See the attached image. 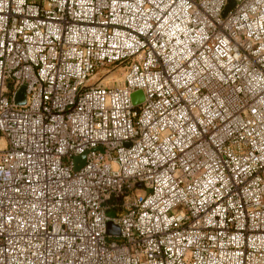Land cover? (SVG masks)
<instances>
[{"label": "built area", "instance_id": "1", "mask_svg": "<svg viewBox=\"0 0 264 264\" xmlns=\"http://www.w3.org/2000/svg\"><path fill=\"white\" fill-rule=\"evenodd\" d=\"M227 4L0 0V264H264V0Z\"/></svg>", "mask_w": 264, "mask_h": 264}, {"label": "water", "instance_id": "2", "mask_svg": "<svg viewBox=\"0 0 264 264\" xmlns=\"http://www.w3.org/2000/svg\"><path fill=\"white\" fill-rule=\"evenodd\" d=\"M235 4V0H228V4L225 7L223 14L226 15L228 13V11L230 10V8H232ZM133 98V102L135 104H138L140 102H142L144 100V92L142 90H137L136 92L133 93L132 95ZM16 100L18 102V104H23L26 101V86H22L20 88V90L18 91ZM98 149H101V147H98ZM87 154L88 151H85L84 153L78 155L75 157V169H80L85 163H86V159H87ZM108 231L110 233H118V227L116 230H114V225L113 223L110 221L108 223Z\"/></svg>", "mask_w": 264, "mask_h": 264}, {"label": "rangeland", "instance_id": "3", "mask_svg": "<svg viewBox=\"0 0 264 264\" xmlns=\"http://www.w3.org/2000/svg\"><path fill=\"white\" fill-rule=\"evenodd\" d=\"M121 75H122V73L119 72V77H121ZM96 77H101V76H100V74H99V75H97ZM138 186H139V187H138ZM138 186L134 189L133 192H131V191H127V193H128L129 195H134V194L144 195L145 189L143 188V187H144L143 184H139ZM108 213H109V215L114 216V215L117 214V211H116L115 209H110V210L108 211Z\"/></svg>", "mask_w": 264, "mask_h": 264}]
</instances>
